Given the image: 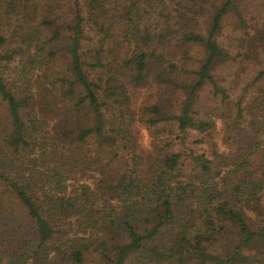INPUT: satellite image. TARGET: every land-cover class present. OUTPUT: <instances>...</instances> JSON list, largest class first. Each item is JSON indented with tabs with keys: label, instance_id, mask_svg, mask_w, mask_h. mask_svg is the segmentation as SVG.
<instances>
[{
	"label": "trees",
	"instance_id": "16d2710c",
	"mask_svg": "<svg viewBox=\"0 0 264 264\" xmlns=\"http://www.w3.org/2000/svg\"><path fill=\"white\" fill-rule=\"evenodd\" d=\"M182 1L0 0V264H264V32Z\"/></svg>",
	"mask_w": 264,
	"mask_h": 264
},
{
	"label": "rangeland",
	"instance_id": "374dc122",
	"mask_svg": "<svg viewBox=\"0 0 264 264\" xmlns=\"http://www.w3.org/2000/svg\"><path fill=\"white\" fill-rule=\"evenodd\" d=\"M219 1L220 0H183L180 7H184L186 8V10L200 9L201 12H205V16L203 18L201 17L202 24H204L205 22H207L206 12L212 11L213 6L219 4ZM240 3V10L247 24L239 27L235 15H232L228 19H226L223 31L224 40L226 42H230L232 41V39L240 37L244 38L247 42H250V37L245 35L246 33L250 34L251 37H253L257 36L259 33L260 35H262V33L264 32V28L257 29L255 26L257 24H259V26L261 27L264 26V0H242ZM235 27L238 28L237 31H235ZM255 29H257V32L255 31ZM234 32L236 33L234 34ZM137 96V99H135L136 104L145 103L151 100V98L149 97L150 93L145 90L138 92ZM213 138L218 144L219 150L224 152L225 154L232 153L235 150L233 141L230 139V136L222 125H219L217 130L213 133ZM150 145L151 141L148 132L145 129L141 128V146L144 152L147 153L150 150ZM204 149H207V146H204Z\"/></svg>",
	"mask_w": 264,
	"mask_h": 264
}]
</instances>
